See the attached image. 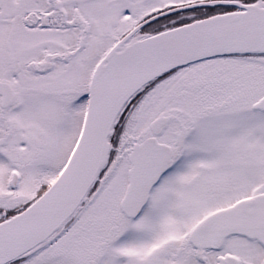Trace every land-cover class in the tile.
Masks as SVG:
<instances>
[{
    "label": "snow or ice",
    "instance_id": "snow-or-ice-1",
    "mask_svg": "<svg viewBox=\"0 0 264 264\" xmlns=\"http://www.w3.org/2000/svg\"><path fill=\"white\" fill-rule=\"evenodd\" d=\"M0 264H264V0H0Z\"/></svg>",
    "mask_w": 264,
    "mask_h": 264
}]
</instances>
